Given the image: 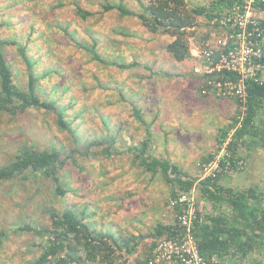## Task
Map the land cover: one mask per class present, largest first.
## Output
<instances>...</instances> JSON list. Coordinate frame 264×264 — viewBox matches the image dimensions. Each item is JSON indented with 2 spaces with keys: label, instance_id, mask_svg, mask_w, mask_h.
<instances>
[{
  "label": "rangeland",
  "instance_id": "rangeland-1",
  "mask_svg": "<svg viewBox=\"0 0 264 264\" xmlns=\"http://www.w3.org/2000/svg\"><path fill=\"white\" fill-rule=\"evenodd\" d=\"M107 1L115 2L0 0V40L20 43L4 49L18 86L25 88L28 82L27 65L19 51L24 46L36 73L46 76L42 87L54 98H61V105L68 107V117L73 121L77 137H82L81 144L97 139L104 141L111 136L117 139L116 144L111 141L94 148L93 159L76 154V163L68 162L59 173L65 196L56 194L57 185L51 179L40 174L34 176L31 171L0 183V264H34L43 252L37 247L40 241L19 229L25 225L52 229L51 212L62 213L67 208H74L78 213L86 211L93 230L126 237L154 234L159 223L165 226L175 223V212L168 205L172 185L160 174L152 179L140 165L136 153L128 152L129 148L139 147L146 136L145 126L134 118L133 104L148 123L156 113L165 115L162 128H172L169 122L178 121L170 131L174 134L171 145H175L174 158L170 159L196 179L193 189L185 193L197 199L205 215L229 213L225 205L215 209L213 203L205 200L202 203L200 199L204 198L199 192L202 186L198 182L201 166L218 149L217 138L221 129L228 126L221 128L216 124L217 116L213 113L208 116L214 122L210 136L213 144L204 149L187 147L204 142L198 139L204 138L202 124L208 118L202 113L209 109L206 107L209 102L198 91L200 81L192 72L195 62L173 60L166 47L175 37L149 33L136 18L120 19L117 11L104 12L102 5ZM139 1L150 3V0H126L125 4L140 12ZM186 1L194 8L207 6L213 0ZM76 6L92 16L83 21L75 14ZM198 23L199 28L192 29L195 35L189 40L190 51L207 43L198 40L207 31L206 21L199 18ZM71 35L89 47L96 40V50L106 64L95 60ZM215 36L220 34H214L212 39ZM134 62L139 66L132 69L113 65ZM236 104L235 114L219 116L226 117L229 126L234 121L232 118L238 119L240 115L238 101ZM164 109H170L169 114ZM263 120L264 103L258 125ZM180 132L185 135L180 137L177 135ZM106 146L113 147L115 155L102 156ZM59 147L66 152L73 148L85 151L83 145L74 144L70 134L57 128L54 114L42 109H32L16 117L0 112V168L9 165L21 149ZM254 147L258 151L255 150L256 155L264 152L261 144ZM157 150L158 146H154L156 154ZM178 151L185 153L186 164L182 163L183 155ZM244 157L237 156L245 162ZM261 158L256 156L257 160ZM233 179L234 191L253 188L264 197V164L256 165L252 160ZM151 244L152 239L148 238L134 257L146 254ZM134 260L131 257L128 264H135ZM242 264H264V256L254 254Z\"/></svg>",
  "mask_w": 264,
  "mask_h": 264
},
{
  "label": "trees",
  "instance_id": "trees-1",
  "mask_svg": "<svg viewBox=\"0 0 264 264\" xmlns=\"http://www.w3.org/2000/svg\"><path fill=\"white\" fill-rule=\"evenodd\" d=\"M125 1H107L102 8L106 13L117 11L120 19L136 18L149 33L175 37V40L167 45L166 51L176 62L193 60L189 40L195 35V30L192 29L199 28V18H204L206 21L207 31L198 40L209 42L214 34L226 32L220 20L235 5V0H213L207 6L190 8L186 0H150L149 4L139 1L140 12H135L128 8ZM75 14L83 21L92 16L80 6H76ZM121 34L126 36L123 31ZM71 39L79 43L72 35ZM18 44L20 43L16 40H0V112L12 117L28 113L32 109H42L46 113L54 114L57 128L70 134L74 144L79 147L83 145L85 151L81 152L78 148H73L66 152L61 147L51 150L21 149L9 165L0 168V183L31 171L34 176L40 174L51 179L57 185L56 194L65 196L66 191L61 185L62 180L59 173L64 170L68 162L75 164L76 154L93 159L92 150L94 148L102 147L111 141L116 144L117 139L111 136L104 141L97 139L86 145L81 144L82 137H77L73 121L68 117V107L61 105V98H54L52 93L46 92L42 87L41 82L46 76H39L36 73L32 59L27 55L24 46H21L19 51L27 65L28 82L25 88L18 86L14 71L4 51L5 47ZM79 45L91 53L95 60L106 64L96 50V40L91 47L80 43ZM113 65L122 69L139 66L136 62L130 65L116 63ZM192 72L195 75L194 69ZM195 77L200 81L201 90L198 91L202 95L208 78L197 75ZM211 79H216V77ZM248 95L247 115L242 126L236 129L229 147L236 157L240 146L251 147L255 144L264 146V120L259 125L257 122L259 112L263 108L264 87L251 83L248 87ZM133 105L134 118L145 126L146 136L139 147L129 148L128 152L136 153L140 165L151 174L152 179L160 174L167 183L172 185L171 199H177L179 192H190L196 184V179L183 172L171 160L158 158L152 154L153 141L150 124L136 104ZM238 122L239 120L234 117L232 125L221 129V135L217 139L218 146L226 141L229 132L237 127ZM101 155L104 157L115 155L113 147H104ZM219 178L202 181L201 193L208 202L213 203L215 209L225 205V210L229 213L211 214L202 224H197L196 237L201 255L206 258L214 255H218L221 259L228 257L229 264H242L254 254L264 256L263 195L253 188L234 191L221 187L218 185ZM173 212L178 215L179 208ZM87 215L86 211L78 213L74 208H67L62 213L51 212L52 229L32 225L20 228L19 231L31 234L37 241H40L37 247L43 252L34 264H128L131 257L135 259V264H149L153 257L156 240L165 236L172 237L173 225L165 226L161 223L155 227L154 234L148 235L132 234L126 237L110 231H96L93 230L91 221L87 220ZM148 238L152 239V244L147 253L135 258L140 246Z\"/></svg>",
  "mask_w": 264,
  "mask_h": 264
},
{
  "label": "built area",
  "instance_id": "built-area-1",
  "mask_svg": "<svg viewBox=\"0 0 264 264\" xmlns=\"http://www.w3.org/2000/svg\"><path fill=\"white\" fill-rule=\"evenodd\" d=\"M216 20L213 22V24ZM226 32L214 37L205 46L192 49L194 73L207 76L202 95L214 94L238 101V124L229 138L200 169L199 181L217 180L223 173L242 171L245 162L233 155L230 143L248 111V87L251 83L264 87V0H235V5L220 20ZM214 36V35H213ZM216 79H211L213 77ZM171 210L179 208L172 237L156 240L149 264H229L228 257L206 258L199 251L197 224L205 220L197 199L185 192L170 199Z\"/></svg>",
  "mask_w": 264,
  "mask_h": 264
},
{
  "label": "crops",
  "instance_id": "crops-1",
  "mask_svg": "<svg viewBox=\"0 0 264 264\" xmlns=\"http://www.w3.org/2000/svg\"><path fill=\"white\" fill-rule=\"evenodd\" d=\"M200 90H201V88H200ZM201 97L203 98V100H207L209 102V103L205 102L207 104L206 107L209 106V109L206 108L207 110H204L202 115H204L205 118H208V116H210L214 113V115L217 116V118L214 117L215 119H217V121H214V122H217L216 124H219L221 128H223V126H225V125L229 126L228 125L229 124L228 119H226V117L220 118L219 116H224V114H228L227 117H230L231 116V115H229L230 113L232 114L234 112V114H235L236 108H237L236 99L217 97L212 93H210L209 95L201 96ZM164 110L166 113L169 114V112H167V110H170V109H164ZM176 110H177V108H176ZM158 116H159V113H156V115L152 118V121L149 122L151 134H152V141H153L152 154L156 155V157H158V158H164V159H169V160L172 159L173 160L174 157H173L172 153H175V152H173L172 150L175 148V145H171V143L174 139V134H171L170 131L172 130V128H175L178 121L174 120V123L172 121L169 122V124L172 128H167V127L162 128V126L164 124V116L165 115H160L159 117ZM187 116L189 117V115H187ZM232 119H234V117ZM213 123L211 121H209V118L207 120L206 119L204 120V123L202 124L203 128H202V133H201L204 138L199 136V139H198L199 141H204V142L200 143V144H194V145L190 144L187 146V147H189L188 149L191 150L190 147H193L194 149H197V148L204 149L207 146L210 147L211 144H213V143H210V141H211L210 136L212 134L211 128H213V126H212ZM230 124L232 125V123H230ZM177 135H180V137H183L185 135V133L182 134L180 132ZM175 137H176V135H175ZM255 145H258V144H255ZM154 146L155 147L158 146L157 154L154 152ZM254 146H251V147H248V145L247 146H240V148L238 150L237 156L238 155L243 156V157L245 156L244 158H245V162H246V167H247V164H249V162L252 160H253L254 164H256V165L264 164V152L259 151V153L257 155L262 156V158L257 160L256 159V156H257L256 151L257 150ZM178 153L183 155L182 163L186 164L185 153L183 151H178ZM212 157H213V154L209 157L208 161L210 159H212ZM252 157H253V159H252ZM175 159H176V157H175ZM203 161H205V159H203ZM173 163H175L177 165L176 162H173ZM179 168H180V166H179ZM236 174H237V172L221 174L219 181H218V185L221 187L233 190V185H234V180H235L233 178ZM199 192L201 193V188H200ZM201 195H202V193H201ZM202 198H204V197L202 196ZM204 199H205V202H208L206 200V198H204ZM204 199H200L202 203L204 202ZM201 211L202 212H200V215L203 216L204 220H206V218L210 215H205V213L203 212V209H201Z\"/></svg>",
  "mask_w": 264,
  "mask_h": 264
}]
</instances>
